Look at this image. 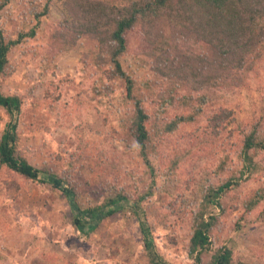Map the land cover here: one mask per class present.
I'll list each match as a JSON object with an SVG mask.
<instances>
[{"label":"rangeland","instance_id":"rangeland-1","mask_svg":"<svg viewBox=\"0 0 264 264\" xmlns=\"http://www.w3.org/2000/svg\"><path fill=\"white\" fill-rule=\"evenodd\" d=\"M1 2L0 22L10 33L17 36L36 27L34 36H24L10 49L11 73L0 79L2 93L17 94L22 100L19 148L43 172L50 168L82 183L78 200L84 207H103L94 218L81 215L73 209L72 196H65L58 187L56 177L41 174L43 182L33 183L5 173L0 166V264H152L141 220L151 228L152 246L165 264H195L187 249L192 213L201 209L208 184L241 169L234 155L224 163V175L217 177L213 173L216 161L234 150L246 125L256 123L258 134H264V45L251 48L239 85H222L220 101L201 103L196 119L166 134L157 152L147 158L148 164L120 136L122 124L133 113L121 91V79L110 80L105 73L89 75L81 62L80 45L66 49L50 63L38 46L44 41V27L66 16L58 2L54 0L49 13L37 20L34 11L42 7L36 5L46 0ZM136 45L129 43L128 54L121 59L123 69L139 80L145 92L148 70L144 59L134 56ZM164 89L163 85L153 88L146 100L148 112L156 107L152 102L156 93ZM171 95L174 105L167 117L187 116L189 110L177 112L178 105L186 97L194 104L195 93L184 87ZM223 109L230 116L212 132L206 117L222 114ZM6 120L0 107V131ZM215 136V142L209 140ZM81 148L88 155L78 161ZM15 180L19 189L8 188ZM239 182L224 197L226 207L234 209L220 215L221 234L215 245L232 247L235 260L242 263L264 264V202L250 207L242 228L232 230L231 225L234 217L245 212L256 189L264 187V176H244ZM118 193L126 198L116 200ZM139 199L142 218L131 210ZM109 200H115L114 204L109 205ZM210 213H218L217 206L205 209V216ZM75 216L83 218L81 228L74 224Z\"/></svg>","mask_w":264,"mask_h":264},{"label":"trees","instance_id":"trees-1","mask_svg":"<svg viewBox=\"0 0 264 264\" xmlns=\"http://www.w3.org/2000/svg\"><path fill=\"white\" fill-rule=\"evenodd\" d=\"M56 1L66 16L44 27V41L38 46L50 63L66 49L80 45L79 48L83 49L81 62L89 75L105 73L110 80L121 79V91L131 103L133 113L122 124L120 136L130 146L137 148L138 155L148 164L147 158L157 152L162 144L160 140L166 134L196 119V115L202 112L201 103L208 99L220 101L223 96L222 85L228 88L239 85L244 77V65L251 48L264 45V0ZM52 3L54 0L38 3L37 8L42 9L34 11V18L37 20L47 15ZM3 5L4 2H1L0 8ZM35 34L36 27H32L25 32L19 31L15 36L0 22V79L11 73L8 59L10 49L18 45L24 36ZM132 41L137 42L135 49L133 46L134 56L142 57L147 66L145 92L139 80L123 69L121 58L128 54V44ZM159 85L165 89L156 93L157 99L152 100L156 107L148 112L146 100L152 96L153 88L155 90ZM184 87L195 93L194 104L188 97L182 99L177 112L189 110L187 116L178 113L169 119L167 113L174 105L171 92ZM103 88L108 89L109 86ZM0 107L7 115L0 131V166L5 173L33 183L43 182L41 174L56 177L58 187L64 190L63 194L72 196L76 204L73 209L81 215L96 217L103 206L84 207L80 204L78 199L82 183H78L71 175L60 174L50 168L43 172L19 148L18 122L23 111L20 96L4 94L0 90ZM222 111V114L206 117L212 132L218 131L222 122L230 116L229 111ZM240 131V141L235 144L233 151L231 148L216 161L213 173L217 177L224 175L227 170L224 163L234 155L239 159L241 169L208 184L202 196L201 209L192 213L187 249L195 264H246L235 260L232 247L224 243L215 245L221 234L220 215L234 209L226 207L224 197L240 185L239 181L244 176L247 179L264 176V134H258L256 123L246 125ZM215 138L209 140L215 142ZM81 149L78 161L86 154L84 148ZM69 160L75 162L71 158ZM8 188L19 189V184L15 180L8 184ZM256 190L251 201H247L245 212L232 220V230H239L244 226L243 222H248L252 205L256 202L263 204L264 187ZM116 197V200L126 198L120 193ZM109 201V205L115 202ZM139 202L140 199L136 200L131 210H134V215L142 218L144 211L140 209ZM211 205L217 206L218 213H210L207 217L204 215L205 209ZM112 212L110 210L106 214ZM82 219L74 217L77 228L84 225ZM139 226L144 244L149 250L150 262L165 264L152 246L151 228L142 220ZM79 230L86 234L82 229Z\"/></svg>","mask_w":264,"mask_h":264}]
</instances>
